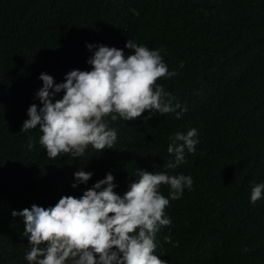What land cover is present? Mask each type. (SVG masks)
<instances>
[{"label":"trees","instance_id":"1","mask_svg":"<svg viewBox=\"0 0 264 264\" xmlns=\"http://www.w3.org/2000/svg\"><path fill=\"white\" fill-rule=\"evenodd\" d=\"M130 39L161 50L176 75L157 84L181 108L147 121L149 112L130 121L106 117L117 130L113 148L48 158L39 126L21 131L29 107H42L40 75L64 83L73 70H92L96 49L86 45L127 55ZM193 128L195 152L185 149V162L166 168L175 162L169 137ZM80 170L92 173L87 183L76 181ZM138 170L193 179L165 209L171 224L155 236L161 260L264 264V192L250 198L264 184V0H0V264H29L24 220L13 211L80 198L108 174L123 197ZM159 190L168 197L169 186Z\"/></svg>","mask_w":264,"mask_h":264},{"label":"clouds","instance_id":"2","mask_svg":"<svg viewBox=\"0 0 264 264\" xmlns=\"http://www.w3.org/2000/svg\"><path fill=\"white\" fill-rule=\"evenodd\" d=\"M86 47L96 49L87 61L92 70H73L60 84L42 73L39 79L43 87L36 94L42 107L31 105L22 126L21 131L39 126V143L50 159L61 153L81 157L89 145L99 152L113 148L117 130L109 127L106 117L130 121L149 112L144 117L147 121L156 113L164 115L181 108L179 103L173 107L174 97L157 84L160 78L176 75L169 72L161 50H150L133 39L125 45L132 52L127 55L115 47ZM62 91V99L53 102ZM186 110L183 108L176 118ZM196 136L193 128L186 135L177 132L169 137L167 151L175 162L169 161L166 168L183 164L185 149L195 152ZM28 146H34L31 139ZM138 175L123 197L114 192V177L108 174L80 198L63 196L55 206L34 204L31 209L13 211V217H23V235L31 245L25 259L29 264H168L154 254L155 236L161 227L171 224L165 214L170 200L180 199L185 188L191 189L193 179L146 170H138ZM74 176L77 182L87 183L92 173L80 170ZM161 185L169 186L168 197L161 194ZM262 192L264 184H255L251 202L261 199Z\"/></svg>","mask_w":264,"mask_h":264}]
</instances>
